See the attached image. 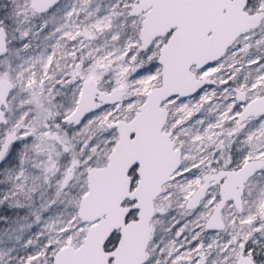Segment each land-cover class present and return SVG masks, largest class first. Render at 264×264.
I'll use <instances>...</instances> for the list:
<instances>
[{
  "label": "snow or ice",
  "instance_id": "obj_1",
  "mask_svg": "<svg viewBox=\"0 0 264 264\" xmlns=\"http://www.w3.org/2000/svg\"><path fill=\"white\" fill-rule=\"evenodd\" d=\"M0 264H264V0H0Z\"/></svg>",
  "mask_w": 264,
  "mask_h": 264
}]
</instances>
